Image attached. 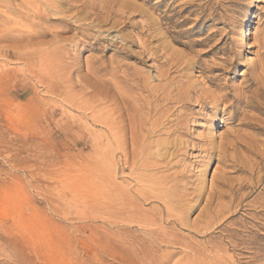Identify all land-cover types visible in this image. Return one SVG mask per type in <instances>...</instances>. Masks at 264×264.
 <instances>
[{
  "label": "rangeland",
  "instance_id": "obj_1",
  "mask_svg": "<svg viewBox=\"0 0 264 264\" xmlns=\"http://www.w3.org/2000/svg\"><path fill=\"white\" fill-rule=\"evenodd\" d=\"M52 1L53 6L43 0H0V264H264V100L260 101L261 97V100L264 98V0H74V3L73 0ZM248 14L253 16L252 35L249 42L245 43L240 39L237 30L243 26V20ZM64 19L67 24L62 21ZM55 30H62L60 38H66L61 41L60 48L56 51L58 60H40L33 51V43L48 41L51 32ZM155 31L156 35H153ZM158 33L160 35H157ZM36 34L37 36H34ZM162 44H166V50ZM142 45L147 47L143 48ZM156 46L161 47V51L156 49ZM166 53L171 56L176 54L173 56L175 58L171 67L170 62L166 64L164 60ZM179 59L183 63L177 61ZM184 65L192 68L182 69ZM187 73L189 74L185 76ZM259 75L263 80L259 79ZM256 76L261 83L256 82ZM176 80L187 82L188 84H185L189 87L193 85L191 90L194 89L195 93L192 90L191 94L195 95L190 94L188 101L169 104L170 107L174 106L172 110L175 114L170 117L172 120L169 123L165 119L163 122V119H158L157 113L149 112L147 115V109L143 105L146 102L151 104L152 101L155 102H152V107L159 104L165 94L161 93L162 88L172 84L174 86ZM185 84H182L183 88H187ZM200 84H203L202 87H199ZM172 86L169 89L170 96L179 92V87ZM198 87H204L205 93H226L228 98L226 102L219 103L216 113L208 108L202 110L193 100L199 93H203ZM255 87L260 89V94L257 91L254 94ZM196 92H199L198 95ZM230 96L240 99L241 103L235 102L232 108L222 112L223 104L228 105L231 99L233 100ZM248 96L250 100L255 101L252 103L254 106H250L251 103L244 104ZM260 102H263L262 105ZM183 109L186 111L182 112ZM245 111H248L247 114ZM123 112L126 113L125 116ZM108 119H116L114 121L118 122L108 126L105 124L109 123ZM143 121L146 127L155 121L158 125L162 122L159 125L162 130H179L178 134H173L168 139L173 143L174 139H180L183 145L181 144L180 152L178 151L176 156L168 159L171 161V172L182 175L187 173L181 181L182 185L185 181L190 182L187 183L188 186L191 185L198 170L201 168V172L205 165L209 166L204 174L206 179H202L203 182L200 183L201 185L205 182L202 191L204 197L199 199L198 205V202L193 203L195 207L189 211L177 212L176 218L161 215V206L155 202L135 199L121 204V195L125 194L128 198L136 188L129 166L136 167L141 160L128 158V163L123 165L120 151L123 148L126 151L136 149L137 144L133 145L128 127L129 123L134 124L135 139L140 135L139 125ZM207 124L214 126V141L220 139L218 132L223 136L229 132V137L232 134L237 135L239 140V137L244 136L245 138L241 139L243 143L237 140V150L241 156L237 155L240 153L236 150L237 156L234 154L233 162L227 158L220 159L216 154L206 158L203 151L206 142L204 135L207 131L211 132L207 130ZM183 125H186L187 130ZM110 129L122 137L119 142L112 141V132L108 131ZM223 136L222 141L226 140ZM164 138V135L153 136L149 137L147 142L154 146L156 140L162 141ZM251 138L254 143L257 142L258 148L252 143L253 139L249 140ZM257 139L259 141H256ZM188 140L195 144L192 143L191 147L192 144ZM198 141L203 143V147ZM182 149L186 152L185 155ZM154 150L151 147L150 151ZM249 154L260 160L249 158ZM247 159L254 165L248 163ZM203 161H206V164H203ZM192 164L196 165V170ZM247 164L253 168L248 169ZM95 165H99V170H94ZM230 165H235L236 170L231 172ZM220 171L222 172L219 173ZM97 172L100 174H94ZM97 176L99 186L95 184ZM219 176L224 181L225 177L229 176L226 180L229 183L225 181L224 186ZM230 178L234 179L233 182ZM237 180L239 181L236 182ZM187 185L185 188H188ZM209 185L214 189H211V192L218 188L223 194L217 199L220 201L218 203L213 195L210 208L208 206L202 212L200 208L204 204L203 201L206 202L205 193L210 191ZM106 187L112 190L113 193L109 192L111 196L116 197L114 202H109L103 196V193L108 192ZM98 191L101 195L95 201L94 195ZM186 191L188 190L185 189ZM224 196L227 198L224 199ZM121 207L124 209H120ZM130 213L132 215L129 216ZM148 216L154 221L143 223L142 219ZM214 218L216 219L213 220ZM199 225L201 227H198ZM188 227H192V230Z\"/></svg>",
  "mask_w": 264,
  "mask_h": 264
},
{
  "label": "bare ground",
  "instance_id": "obj_2",
  "mask_svg": "<svg viewBox=\"0 0 264 264\" xmlns=\"http://www.w3.org/2000/svg\"><path fill=\"white\" fill-rule=\"evenodd\" d=\"M42 1V0H41ZM43 1H45V2H47L49 5L51 4L52 6H53V4H54V2L52 1V0H43ZM83 1V0H82ZM87 1V0H86ZM104 1V0H103ZM255 1H259V0H255ZM35 2V1H34ZM88 2H89V0H88ZM72 3H74V0H73V2ZM82 3V2H81ZM85 4H86V2H84ZM106 3V2H105ZM27 4V3H26ZM47 4V5H48ZM111 5H112V2L110 3ZM76 5V4H75ZM101 5V4H100ZM94 6V5H93ZM92 6V7H93ZM97 6V5H96ZM72 7V6H71ZM74 7V6H73ZM72 7V8H73ZM80 7V6H79ZM100 7V6H99ZM103 7V6H102ZM101 7V8H102ZM112 7V6H111ZM89 8V7H88ZM107 8V7H106ZM41 9H42V7H41ZM33 10V9H32ZM79 10V9H78ZM93 10V9H92ZM91 10V11H92ZM97 10V9H96ZM90 12V11H89ZM101 12V11H100ZM103 12V11H102ZM44 13V12H43ZM46 13V12H45ZM99 13V12H98ZM61 14V13H60ZM109 14V13H108ZM51 15V14H50ZM103 16V15H102ZM106 16H108V15H106ZM106 16H104V17H106ZM43 17V16H42ZM45 17V16H44ZM67 18V17H66ZM74 18V17H73ZM89 18V17H88ZM93 18H95V17H93ZM108 18V17H107ZM63 19V18H62ZM252 19H253V16L251 15V14H248L247 16H245V18H244V20H243V26L242 27H240V28H238V30H237V33L239 32V36H240V39L243 41V42H249V40H250V38H251V35H252V29H251V24H252ZM22 20V19H21ZM58 20V19H57ZM70 20V19H69ZM65 24H67V21L64 19V20H62ZM74 21V20H73ZM103 21V20H102ZM129 21V20H128ZM20 22V21H19ZM75 22V21H74ZM32 23V22H31ZM121 23V22H120ZM129 23V22H128ZM62 24V23H61ZM71 24V23H70ZM107 24V23H106ZM86 25V24H85ZM94 25V24H93ZM38 26V25H37ZM65 26V25H64ZM69 26V25H68ZM79 26H81V25H79ZM92 26V25H91ZM95 26H97V25H95ZM104 26V25H103ZM112 26V25H111ZM114 26H116V25H114ZM126 26V25H125ZM241 26V25H240ZM32 27V26H31ZM71 27V26H70ZM77 27V26H76ZM86 27V26H85ZM84 27V28H85ZM88 27V26H87ZM86 27V28H87ZM19 28V27H18ZM35 28H37V27H35ZM72 28V27H71ZM75 28V27H74ZM80 28V27H79ZM81 28H83V27H81ZM91 28H94V27H91ZM99 29H100V27H98ZM97 28V29H98ZM102 28V27H101ZM110 28V27H109ZM37 29H39V28H37ZM60 29V28H59ZM64 29H66V28H64ZM89 29V28H88ZM87 29V30H88ZM112 29H113V26H112ZM148 29H149V27H148ZM39 30H41V29H39ZM73 30V29H72ZM70 31V30H69ZM83 31V30H82ZM85 31V30H84ZM100 31V30H99ZM40 32H42V30L40 31ZM60 32H62V30L60 31ZM60 32H56V30H55V32H51V36H50V39H49V35L47 36L48 38L47 39H49L48 41H43V40H41V41H37V42H35V43H33V51H34V53L35 54H37L38 55V58L40 59V60H43V61H51V60H53V59H57L58 58V56H57V50H59V48H60V46H59V44L61 43V41H63V40H65L66 38H60ZM67 32V31H66ZM103 32V31H102ZM111 32V31H110ZM109 32V33H110ZM153 32V31H152ZM47 33V32H46ZM49 33V32H48ZM81 33V32H80ZM97 33V32H96ZM101 33V32H100ZM104 33H106V32H104ZM25 34V33H24ZM41 34V33H40ZM83 34V33H82ZM98 34V33H97ZM96 34V35H97ZM111 34V33H110ZM150 34V33H149ZM153 34V33H152ZM42 35V34H41ZM40 35V36H41ZM47 35V34H46ZM153 35H156V31L154 32V34ZM157 35H160L159 33L157 34ZM34 36H37V34L36 35H34ZM99 36V35H98ZM97 36V37H98ZM107 35H105V37H106ZM114 36V35H113ZM149 36V35H148ZM33 37V36H32ZM86 37V36H85ZM95 37V36H94ZM118 37V36H117ZM128 37V36H127ZM153 37V36H152ZM156 37H158V36H156ZM6 38H8V37H6ZM22 38V37H21ZM41 38V37H40ZM72 38V37H71ZM100 38V37H99ZM102 38V37H101ZM131 38V37H130ZM142 39H143V37H141ZM140 38V39H141ZM161 38H162V36H161ZM166 38V37H165ZM33 39V38H32ZM31 39V40H32ZM97 39V38H96ZM122 39V38H121ZM138 39V38H137ZM136 39V40H137ZM140 39H138V40H140ZM150 39H152V38H150ZM159 39H160V37H159ZM34 40V39H33ZM129 40V39H128ZM128 40H127V42H128ZM147 40H149V39H147ZM156 40H157V38H156ZM155 40V41H156ZM163 40V39H162ZM1 41V40H0ZM3 41H4V39H3ZM20 41V40H19ZM29 41V40H28ZM81 41V40H80ZM131 41V40H130ZM129 41V42H130ZM146 41V40H145ZM160 41V40H159ZM165 41H166V39H165ZM164 41V42H165ZM69 42V41H68ZM67 42V43H68ZM115 42V41H114ZM148 42V41H147ZM164 42H162V43H164ZM168 42V41H167ZM72 43H73V41H72ZM84 43V42H83ZM150 43V42H149ZM149 43H147V44H149ZM74 44V43H73ZM145 44V43H144ZM160 44H161V41H160ZM160 44H158V45H160ZM168 44V43H167ZM55 45H58L59 47H56ZM64 45V44H63ZM70 45H72V44H70ZM77 45V44H76ZM121 45V44H120ZM146 45V44H145ZM23 46V45H22ZM67 46V45H66ZM79 46V45H78ZM161 46H163V48H165L166 47V44H162ZM165 46V47H164ZM65 47V46H64ZM75 47H77V46H75ZM121 47V46H120ZM142 47H143V45H142ZM145 47V46H144ZM143 47V48H144ZM147 47V46H146ZM145 47V48H146ZM158 46H156V49H160V48H157ZM171 47V46H170ZM25 48V47H24ZM149 48H151V47H149ZM148 48V49H149ZM154 48V47H153ZM167 48V47H166ZM166 48H165V50H166ZM172 48V47H171ZM69 49V48H68ZM142 49V48H141ZM147 49V50H148ZM11 50H13V49H11ZM124 50V49H123ZM150 50V49H149ZM152 50V49H151ZM167 50H169V48L167 49ZM172 50V49H171ZM142 52V54H144V51L143 50H141ZM158 51V50H157ZM160 51H161V49H160ZM164 51V50H163ZM162 51V52H163ZM29 52V51H28ZM150 52V51H149ZM155 52V50L153 51V53ZM164 52H166V51H164ZM169 52H170V50H169ZM172 52H174L173 50H172ZM172 52H171V54H172ZM158 53V52H157ZM168 53V52H167ZM166 53V54H167ZM155 55H156V53H154ZM159 54V53H158ZM14 55V54H13ZM146 55H147V53H146ZM160 55H161V53H160ZM163 55V54H162ZM15 56V55H14ZM68 56V55H67ZM153 56V55H152ZM173 56H176V54L174 55H165L164 54V57H165V59L164 60H166L165 62H166V64H167V62H170V67H171V65L173 64L172 62L174 61V58H173ZM61 57V56H60ZM144 57H146L145 55H144ZM154 57H156V56H154ZM158 57V56H157ZM161 57H163V56H161ZM178 57V56H177ZM64 58V57H63ZM151 58V57H150ZM149 58V59H150ZM178 58H180V57H178ZM178 58H176V59H178ZM231 58V57H230ZM230 58H228L229 60H230ZM233 58V57H232ZM152 59H154V58H152ZM157 59V58H156ZM163 59V58H162ZM181 59V58H180ZM180 59L179 60H177V61H180ZM58 60V59H57ZM67 60V59H66ZM164 60H163V62H164ZM189 60V59H188ZM183 61H184V59H183ZM231 61V60H230ZM181 63H183L182 61H180ZM185 62V61H184ZM229 62V61H228ZM227 62V63H228ZM51 63V62H50ZM65 63V62H64ZM176 62H174V64H175ZM178 63V62H177ZM176 63V64H177ZM181 63H179L180 65H181ZM193 63V62H192ZM66 64H67V62H66ZM66 64H65V66H66ZM165 64V65H166ZM187 64V63H186ZM189 64V63H188ZM51 65V64H50ZM73 65V64H72ZM190 66H191V64H189ZM179 66V65H178ZM193 66V65H192ZM70 67H72V66H70ZM189 66L188 65H184L183 67H182V69L184 68V69H187ZM225 67H226V65H225ZM176 68H178L177 66H176ZM175 68V69H176ZM190 68V67H189ZM192 68V67H191ZM190 68V69H191ZM163 69V68H162ZM71 70V69H70ZM75 70V69H74ZM180 70H181V68H180ZM189 70V69H188ZM58 71V70H57ZM160 71V70H159ZM168 71H170V68H169V70ZM172 71V70H171ZM179 71V69L176 71V72H178ZM184 71V70H183ZM66 72V71H65ZM70 72V71H69ZM162 72H164V71H162ZM166 72H167V70H166ZM186 72V71H185ZM192 72V71H191ZM55 73V72H54ZM63 73V72H62ZM93 73V72H92ZM183 73V72H182ZM158 74H160V73H158ZM170 74V73H169ZM174 74V73H173ZM189 73H187L185 76H187ZM51 75H53V74H51ZM68 75V74H67ZM161 76L163 75L162 73L160 74ZM54 76H56L55 74H54ZM63 76V75H62ZM191 76H192V74H191ZM260 76V75H259ZM67 77V76H66ZM164 77V76H163ZM183 77V76H182ZM201 77H202V75H201ZM62 78V77H61ZM175 78V77H174ZM178 78V80L180 79L179 77H177ZM186 78V77H185ZM193 78V77H192ZM205 78V77H204ZM210 78V77H209ZM209 78H207V79H209ZM257 78V79H256ZM256 78L254 77V79H256L257 81L256 82H258V76H256ZM58 79V78H57ZM97 79V78H96ZM125 79V78H124ZM156 79H157V77H156ZM164 79V78H163ZM184 79V78H183ZM182 79V80H183ZM201 79V78H200ZM199 79V80H200ZM203 79V78H202ZM259 79H262L261 78V76H260V78ZM68 80H69V78H68ZM123 80V79H122ZM187 80H189V79H187ZM191 80V79H190ZM196 80V79H195ZM194 80V81H195ZM216 80V79H215ZM218 80V79H217ZM263 80V79H262ZM261 80V81H262ZM66 81V80H65ZM171 81V80H170ZM175 80H173V82H174ZM184 81V80H183ZM205 81V80H204ZM211 81V80H210ZM209 81V82H210ZM212 81H214V80H212ZM254 82H255V80H253ZM60 82V81H59ZM67 82V81H66ZM180 82H182V81H180ZM179 81L177 82V80H176V82L174 83V86H172V85H169V86H167V87H165V88H162V91H161V93L162 92H165V94H163L162 95V98L159 100V104H156V105H154L153 107L151 106V104H152V102H151V104L149 103V102H146L143 106H145V108L147 109V112H146V114L147 115H149L150 113L149 112H153V113H157V115H158V119H163L162 120V122L163 121H165V120H167L168 121V123L172 120V118H171V120H170V117H172L173 115H175L174 113H173V111L174 110H172V108L174 107L173 105H171V107L169 106V104L170 103H180V102H185V101H188V100H190V98H191V95L193 94H191V92H192V90H194V89H192L191 90V86L193 87V85H191L190 87L189 86H187L185 83H187V82H182V83H180ZM255 82V83H256ZM260 82V81H259ZM258 82V83H259ZM199 83V82H198ZM216 83V82H215ZM218 83H220L219 81H218ZM261 83V82H260ZM129 84V83H128ZM182 84H185L186 86H187V88H183V86H182ZM188 84V83H187ZM194 84H196L195 82H194ZM214 84V83H213ZM257 84V83H256ZM256 84H254V85H256ZM148 85V84H147ZM201 85H203V84H200L199 85V87H202ZM210 85V84H209ZM220 85V84H219ZM223 85V84H222ZM227 85V84H226ZM262 85V84H261ZM260 85V86H261ZM141 86V85H140ZM165 86V85H164ZM171 86L172 87H179L178 88V94H176V95H174V96H170V91H169V89L171 88ZM197 86V85H196ZM256 86H258V85H256ZM198 87V88H199ZM207 87V86H206ZM215 87V86H214ZM222 87H225V86H222ZM262 87V86H261ZM141 88H143V87H141ZM197 88V89H198ZM204 88V87H203ZM203 88H199L200 90L199 91H201V92H203L204 90H203ZM226 88V87H225ZM263 88V87H262ZM261 88V89H262ZM144 89V88H143ZM176 89V88H175ZM209 89V88H208ZM216 89V88H215ZM227 89V88H226ZM225 89V90H226ZM139 90V89H138ZM177 90V89H176ZM225 90H223V91H225ZM228 90V89H227ZM226 90V91H227ZM253 90H255V92H254V94L256 93V91H257V93H258V90H260V89H256V87H255V89H253ZM159 91V92H160ZM172 91V90H171ZM206 91H208V90H206ZM219 91V90H218ZM240 90H238V92H239ZM246 91H249V90H246ZM252 91V89L250 90V93H252L251 92ZM142 92H145V91H143L142 90ZM209 92H211V91H209ZM209 92H207V93H205V92H203L202 94L201 93H199V92H196V94L198 95V93L200 94L198 97L196 96V98L195 99H193L198 105H199V107L200 108H202V110H204V109H210V110H212L214 113H216V110H218L217 108H219L218 107V105H219V103H221V102H226V100H227V94L226 93H222V92H216V93H214V92H212V93H209ZM260 92V91H259ZM262 92H263V90H262ZM99 93V92H98ZM97 93V94H98ZM174 93V92H173ZM194 93H195V90H194ZM236 93V92H235ZM242 93H243V91H242ZM244 93H246V92H244ZM261 93V92H260ZM260 93H258V94H260ZM138 94H139V92H138ZM191 94V95H190ZM229 94V93H228ZM241 94V93H240ZM247 94V93H246ZM253 94V95H254ZM100 95V94H99ZM155 95V94H154ZM193 95H195V94H193ZM233 95V94H232ZM236 95H238V94H236ZM248 95V94H247ZM252 95V96H253ZM262 95V94H261ZM96 96V95H95ZM98 96V95H97ZM105 96V95H104ZM151 96V95H150ZM161 96V95H160ZM243 96H245V94H243ZM256 96V95H255ZM254 96V97H255ZM260 96V95H259ZM94 97V96H93ZM158 97V96H157ZM195 97V96H194ZM230 97H232V96H230ZM254 97H253V99H254ZM119 98V97H118ZM144 99H145V97H143ZM233 98V97H232ZM245 98V97H244ZM250 98V96H248V100L246 99V101H244L243 103L244 104H246V105H249L250 103H251V105L250 106H254V105H252V103L253 102H255L254 100L252 101V100H250L249 99ZM259 97H257V99H258ZM262 98V97H261ZM261 98H260V101H263L264 100V98L261 100ZM95 99V98H94ZM100 99V98H99ZM106 99V98H105ZM117 99V98H116ZM125 99V98H124ZM231 99V98H230ZM244 99V100H245ZM99 101V100H98ZM119 101V100H118ZM121 101H122V99H121ZM96 102V101H95ZM104 102H105V100H104ZM107 102V101H106ZM120 102V101H119ZM142 102V101H141ZM158 102V101H157ZM190 102V101H189ZM235 102H240L241 103V100L240 99H237V98H233V100L231 99V101L228 103V105H225V104H223V108H222V112H225V111H227L229 108H232L233 107V105H234V103ZM264 102V101H263ZM262 102V103H263ZM99 103V102H98ZM123 103V102H122ZM154 104H155V102H153ZM191 103H192V100H191ZM194 103V102H193ZM192 103V104H193ZM257 103H258V101H257ZM261 103V102H260ZM262 103H261V105H262ZM117 104V103H116ZM141 104V103H140ZM186 104V103H185ZM190 104V103H189ZM238 104V103H237ZM254 104V103H253ZM153 105V104H152ZM242 105V104H241ZM257 105V104H256ZM263 105H264V103H263ZM142 106V105H141ZM183 106V105H182ZM185 107H186V105H184ZM193 106V105H192ZM195 106V105H194ZM238 106V105H237ZM243 106H245V105H243ZM260 106V105H259ZM120 107H121V104H120ZM177 107H179V106H177ZM190 107V106H189ZM188 107V108H189ZM234 107H236V106H234ZM182 108H184V107H182ZM181 108V109H182ZM192 108H194V107H192ZM256 108V107H255ZM254 108V109H255ZM94 109V108H93ZM97 109V108H96ZM141 109V108H140ZM186 109V108H185ZM190 109H191V107H190ZM189 109V110H190ZM234 109V108H233ZM238 109H239V106H238ZM242 109H243V107H242ZM249 109V108H248ZM248 109H246V110H248ZM252 109H253V107H252ZM258 110H259V108H257ZM257 109L255 110V111H257ZM261 109H262V107H261ZM264 109V108H263ZM98 110V109H97ZM143 110H144V108H143ZM188 110V109H187ZM232 110V109H231ZM99 111V110H98ZM98 111H96V112H98ZM122 111H124V110H122ZM176 111H178V110H176ZM184 111V109L182 110V112ZM186 111V110H185ZM184 111V112H185ZM192 111V110H191ZM201 111V110H200ZM211 111V112H212ZM241 111V110H240ZM252 111V110H251ZM250 111V112H251ZM120 112V111H119ZM126 112V111H125ZM125 112H123V115H124V113ZM181 112V111H180ZM190 112V111H189ZM188 112V113H189ZM195 112V111H194ZM231 112V111H230ZM229 112V113H230ZM246 112V113H245ZM245 112H243V113H245V114H247V112L248 111H245ZM253 112V111H252ZM260 112H262V111H260ZM112 113V112H111ZM192 113V112H191ZM197 113V112H196ZM218 113V112H217ZM242 113V115H244ZM259 113V112H258ZM126 114V113H125ZM145 114V113H144ZM177 114V113H176ZM178 114H181V113H178ZM187 114V113H186ZM199 114V113H198ZM210 114V113H209ZM232 114H233V112H232ZM237 114V113H236ZM239 114V113H238ZM253 114V113H252ZM118 115H119V113H118ZM122 115V116H123ZM182 115V114H181ZM261 115H263V114H261ZM120 116V115H119ZM125 116V115H124ZM123 116V117H124ZM127 116V115H126ZM140 116V115H139ZM177 116V115H176ZM190 116V115H189ZM188 116V117H189ZM195 116H196V114H195ZM198 116V115H197ZM200 116H202L201 114H200ZM208 116V115H207ZM232 116V115H231ZM238 116V115H237ZM255 116V115H254ZM260 116V115H259ZM116 117V116H115ZM132 117V116H131ZM137 116H135V118H136ZM178 117V116H177ZM180 117V116H179ZM183 117V116H182ZM188 117H187V119H188ZM191 117H192V115H191ZM211 117V116H210ZM218 117V116H217ZM230 117V116H229ZM256 117V116H255ZM254 117V118H255ZM108 118H109V116H108ZM134 118V117H133ZM196 118V117H195ZM200 118H202V117H200ZM204 118V117H203ZM233 118H234V116H233ZM236 118V117H235ZM242 118V117H241ZM123 119V118H122ZM125 119V118H124ZM165 119V120H164ZM199 119V118H198ZM216 119V118H215ZM224 119H226V118H224ZM231 119V118H230ZM248 119V118H247ZM246 119V120H247ZM258 119H259V117H258ZM261 119V118H260ZM109 120V119H108ZM114 120H116V119H111V120H109L108 122L109 123H105V124H107L108 126H111V124H115L116 122H118V120L117 121H114ZM151 120V119H150ZM182 120H184V119H182ZM181 120V121H182ZM189 120V119H188ZM191 120H194V119H191ZM204 120V119H203ZM207 120H208V118H207ZM227 120V119H226ZM225 120V121H226ZM120 121V120H119ZM126 121V120H125ZM140 121V120H139ZM210 121V120H209ZM218 121V120H217ZM220 121V120H219ZM233 121V120H232ZM231 121V122H232ZM238 121V120H237ZM253 121V120H252ZM257 121V120H256ZM256 121H254V123L256 122ZM261 121H262V119H261ZM95 122V121H94ZM123 122V121H122ZM130 122H133V121H130ZM162 122L159 124V125H161L162 124ZM177 122V121H176ZM180 122V121H179ZM184 122V121H183ZM239 122V121H238ZM260 122V121H259ZM264 122V121H263ZM99 123V122H98ZM127 122H125V124H126ZM204 123V122H203ZM206 123V122H205ZM213 123V122H212ZM240 123H241V121H240ZM239 123V124H240ZM248 123V122H247ZM250 123H251V121H250ZM254 123L252 124V125H254ZM167 124V123H166ZM242 124H244V123H242ZM101 125V124H100ZM103 125V124H102ZM121 125V124H120ZM134 124L132 123V124H130L129 123V127H128V130H129V132H130V135H131V140H132V143H133V145L134 144H137V146H136V149H130V151H126L125 150V148H123L121 151H120V156H121V158L123 159V165L124 164H127L128 163V158H131L132 160L134 159H137L138 161L139 160H141L140 161V163H135V164H137V166L136 167H134L133 165L132 166H129V171H130V175L131 176H133V181L135 182V185H136V188L134 189V192L132 193V195L131 196H128V198L127 197H125V194H122L121 195V204L122 205H124L126 202H127V200L129 201V202H132V201H134L135 199H140L142 202H146V201H148V202H155V203H157L158 205H160L161 207V211H159L160 213H161V215H165L166 217H171V216H175L174 218H176V216H177V212H179V211H189L194 205H193V203L195 204L196 202H198L197 203V205L199 204V199H201V197L204 195V193L202 192L203 191V189L205 188V185H204V183L203 184H201L200 185V183L201 182H203L202 181V179L204 180V179H206V177L204 178V174H205V171H206V169L208 170V168H209V166H208V164H207V166L205 165L204 167V169H202V171L201 172H199L200 171V169L198 170V174H196L197 175V177L195 176L194 177V180L192 179V181H191V185H187V183H190V182H187V181H185V182H183L184 183V185H182V183H181V181H183V179L185 178V176H187V173L186 174H184V175H182V174H180V173H176V172H171V168L172 167H169L170 165H171V161H170V159H168V158H172V157H174V156H176L177 155V152L179 151V149L181 148V142H180V139L179 140H176V139H174V142L175 143H173L172 142V140H169L168 138L172 135L173 136V134H178L179 133V130H170V129H160L161 127L154 121V122H152L151 123V125L150 126H147L146 127V124H145V122L143 121V122H141L140 123V125H139V133H140V135L137 137H135V139H134V134H135V132H134V129H133V127L135 128V126H133ZM207 125H209V124H207ZM214 125V124H213ZM105 126V125H104ZM114 126V125H113ZM126 126H128L127 124H126ZM169 126H171V125H169ZM186 126V125H185ZM185 126L183 125V127L185 128ZM204 126V125H203ZM240 127H241V125H239ZM239 126L237 127V130H238V128H239ZM245 126V125H244ZM255 126V125H254ZM253 126V127H254ZM259 126V125H258ZM160 127V128H159ZM208 127V126H207ZM212 127H214V126H212L211 125V127H210V125H209V127H208V129L207 130H211V132L209 133L208 131H207V133L204 135L205 136V140H206V142L204 143V152H205V156H206V158L208 157H210L211 158V156L214 154H216L217 155V157L218 158H220V159H222L223 158V160H226L225 158H227V159H229L230 161H232L233 162V157H234V154L236 153V150H237V146H238V142H237V140L238 141H240L241 139H242V137H244V136H242L241 134V136L242 137H239L240 138V140L237 138V135H234L233 136V134H232V136L231 137H229V135H228V133L227 134H225V136H223L222 134H220L221 132H218V137L220 138L219 139V141L217 140H215L214 141V136H213V130H214V128H212ZM235 127V126H234ZM251 127V126H250ZM252 127V128H253ZM262 127V126H261ZM111 128V127H110ZM125 128V127H124ZM176 128V127H175ZM181 128H182V124H181ZM244 128V127H243ZM112 129V128H111ZM111 129L110 130H108V131H111ZM114 129V128H113ZM120 129V128H119ZM180 129V128H179ZM183 129V128H182ZM186 129V128H185ZM247 129V128H246ZM117 130V129H116ZM127 130V131H128ZM181 130V129H180ZM184 130V129H183ZM187 130V129H186ZM235 129H233V131H234ZM262 130V129H261ZM118 131H120V130H118ZM122 131V130H121ZM202 131H203V128H202ZM204 131H206V130H204ZM230 131V130H229ZM232 131V130H231ZM241 131V130H240ZM112 133H111V135H110V137H112L111 139H112V141H114V143H117V142H119L120 140H121V136H117V132L116 131H111ZM181 132V131H180ZM186 132V131H185ZM184 132V133H185ZM227 132V131H226ZM244 132H245V130H244ZM264 132V131H263ZM124 133H125V130H124ZM127 133V132H126ZM217 133V132H216ZM223 133H225V131L223 132ZM238 133H239V130H238ZM237 133V134H238ZM242 133V132H241ZM246 133V132H245ZM262 133V132H261ZM110 133H108V135H109ZM231 134V133H230ZM235 134H236V132H235ZM251 134V133H250ZM107 134H106V136H108ZM159 135H164V136H166V138H164V140H162V141H155L154 143V146H151L150 144H148V142H147V140H148V138L149 137H153V136H159ZM201 135H203V133L202 134H200V138H201ZM244 135V134H243ZM248 135L249 134H247V137H248ZM123 136H125V135H123ZM221 136H223V137H225L224 139H226V140H224V141H222L221 140ZM246 136V135H245ZM251 136H252V134H251ZM129 137V136H128ZM180 137V136H179ZM184 137V136H183ZM203 137V136H202ZM229 137V138H228ZM106 138V137H105ZM199 138V137H198ZM199 138V139H200ZM245 138V137H244ZM110 139V138H109ZM134 139V140H133ZM183 139V138H182ZM202 139V138H201ZM253 138H251V139H249V140H252ZM195 140V139H194ZM194 140H192V141H194ZM246 140H248V139H246ZM246 140H245V143L246 144H248L247 142H246ZM125 141V140H124ZM130 141V140H129ZM182 141H184V140H182ZM189 141V140H188ZM243 140H241V143H243L242 142ZM256 141H259L258 139L256 140ZM131 142V141H130ZM189 142H191V141H189ZM199 143H200V141H198ZM248 142H251V141H248ZM110 143H111V141H110ZM127 143V142H126ZM193 142H191V144H192ZM197 143V142H196ZM244 143V144H245ZM252 143H254V139H253V141H252ZM252 143H251V145H252ZM256 143L257 142H255L254 144H255V146H256ZM112 144V143H111ZM110 144V145H111ZM125 144V143H124ZM123 144V145H124ZM128 144V143H127ZM193 144H195V143H193ZM193 144L191 145V147L193 146ZM201 145L203 144V143H200ZM199 144V145H200ZM114 145V144H113ZM118 145V144H117ZM129 145H130V143H129ZM183 145V144H182ZM197 145V144H196ZM241 145V144H240ZM260 145H262V144H260ZM253 146V145H252ZM251 146V147H252ZM254 146V147H255ZM258 146V145H257ZM256 146V148H258ZM119 147V146H118ZM122 147V146H121ZM128 147H130V146H128ZM128 147H127V149H128ZM151 147H153L155 150L153 151V152H151L150 151V149H151ZM186 147V146H185ZM189 147V146H188ZM195 147V146H194ZM201 147V146H200ZM202 147H203V145H202ZM240 147H242V146H240ZM244 147H246V146H244ZM249 147V146H248ZM261 147V146H260ZM95 148H97V147H95ZM112 148H114L115 149V147H112ZM118 149V148H117ZM193 149V148H192ZM238 149H240V148H238ZM242 149V148H241ZM259 149H262V148H259ZM95 150V149H94ZM153 150V149H152ZM183 150V149H182ZM199 150H200V148H199ZM257 151H259L260 152V150H258V149H256ZM184 151V150H183ZM237 151H239V150H237ZM245 151L247 152L248 151V149L246 150L245 149ZM92 152H93V150H92ZM98 155H99V153L97 152V151H95ZM180 152V151H179ZM252 152V151H251ZM117 153V152H116ZM183 153V152H182ZM185 151H184V155H185ZM239 153H240V151H239ZM248 153H250L249 151H248ZM254 153L255 152H253V155H254ZM200 154V153H199ZM245 154H247V153H245ZM118 155V154H117ZM116 155V156H117ZM183 155V154H182ZM204 155V154H203ZM237 155H239V156H241V153L240 154H237ZM236 154H235V157L237 156ZM263 155V154H262ZM198 156V155H197ZM255 156H256V154H255ZM260 156H261V154H260ZM245 157V156H244ZM246 157H248V154L246 155ZM245 157V158H246ZM250 157H253V156H250V154H249V158ZM257 157V156H256ZM115 158V157H114ZM179 158V157H178ZM199 158V157H198ZM202 158V157H201ZM242 158H243V156H242ZM254 158V157H253ZM117 159V158H116ZM200 159V158H199ZM177 160V159H176ZM204 160H207V161H209L208 159H205L204 158ZM254 160L255 161H257V160H260V159H258L257 158V160H256V158H254ZM95 161V160H94ZM116 161V160H115ZM120 161V160H119ZM264 161V160H263ZM137 162V161H136ZM198 162H199V160H198ZM197 162V163H198ZM204 163L203 164H206L205 162L206 161H203ZM224 162H226V161H224ZM240 162H242V160L240 161ZM244 162V161H243ZM247 162H248V159H247ZM259 162V161H258ZM95 163H96V161H95ZM110 163V162H109ZM201 163V162H200ZM209 163V162H208ZM245 163V162H244ZM243 163V164H244ZM248 163H250V162H248ZM256 163V162H255ZM260 163V162H259ZM264 163V162H263ZM262 163V164H263ZM94 164V163H93ZM176 165H177V163H175ZM181 164V163H180ZM183 164V163H182ZM184 164H185V162H184ZM189 164H190V162H189ZM224 164V163H223ZM231 164V163H230ZM237 164H239V162L237 163ZM241 164V163H240ZM250 164H252V165H254L253 163H250ZM117 165V164H116ZM120 165H122V164H120ZM119 165V166H120ZM179 165V164H178ZM193 165V164H192ZM222 165V164H221ZM229 165V164H228ZM248 165V169H250V167H252V165H249V164H247ZM257 165V164H256ZM264 165V164H263ZM97 166H99V165H95V167H94V170L95 171H97V170H99V168L97 167ZM175 166V165H174ZM194 166V165H193ZM196 166V165H195ZM194 166V167H195ZM223 166V165H222ZM237 166H239V165H237ZM246 166V165H245ZM244 166V167H245ZM182 167V166H181ZM184 167H186V166H184ZM201 167H203V165L201 166ZM211 167V166H210ZM229 166H227V168H228ZM230 167L232 168L231 169V172L233 171V169H235L236 170V168H235V165H230ZM234 167V168H233ZM109 168V167H108ZM122 168V167H121ZM120 168V169H121ZM124 168V167H123ZM177 168V167H176ZM183 168V167H182ZM187 168V167H186ZM242 168V167H241ZM247 168V167H246ZM253 168V167H252ZM171 169V170H170ZM197 169H198V166H197ZM224 169H226V167H224ZM243 169V168H242ZM241 169V170H242ZM259 169V168H258ZM92 170H93V166H92ZM126 170V169H125ZM183 170V169H182ZM189 170V169H188ZM192 170V169H191ZM195 170H196V167H195ZM245 170V169H244ZM178 171V170H177ZM181 171V170H180ZM185 171H186V169H185ZM215 171V170H214ZM213 171V176H215L214 175V172ZM251 171H253V170H251ZM250 171V172H251ZM261 171V170H260ZM108 172H110V171H108ZM107 172V173H108ZM207 172V171H206ZM222 171H220L219 173H221ZM230 172V171H229ZM235 172V171H234ZM238 172V171H237ZM240 172V171H239ZM255 172V171H254ZM254 172H253V175L255 176V174H254ZM112 173V172H111ZM120 173V172H119ZM128 173V172H127ZM190 173V172H189ZM192 174H194L193 172H191ZM247 173V172H246ZM252 173V172H251ZM94 174H100V173H94ZM93 174V175H94ZM114 174V173H113ZM118 174V173H117ZM222 174H224V171H223V173ZM226 174V173H225ZM202 175H203V178H202ZM208 175V174H207ZM220 175V174H219ZM248 175H249V172H248ZM100 176V175H99ZM99 176H97V178H96V182H95V184L97 185V182L98 183H100V181H99ZM127 176V175H126ZM130 176V177H131ZM188 176H190V175H188ZM192 176V175H191ZM213 176H211V178L213 177ZM224 176H226V175H224ZM250 177H251V174L249 175ZM253 176V177H254ZM258 176V175H257ZM263 176V175H262ZM106 177V176H105ZM104 177V178H105ZM129 177V176H128ZM228 177V179H229V176H227ZM227 177H225L226 178V180H227ZM249 177V178H250ZM252 177V178H253ZM261 177V176H260ZM259 177V178H260ZM189 178V177H188ZM214 178V177H213ZM218 178V177H217ZM219 178H221L220 176H219ZM224 178V179H225ZM251 178V179H252ZM256 178V177H255ZM262 178V177H261ZM95 179V178H94ZM106 179V178H105ZM189 179H191V177L189 178ZM188 179V180H189ZM222 179V178H221ZM220 179V181H222ZM231 179V178H230ZM209 180V179H208ZM225 180V181H226ZM234 180V179H233ZM233 180L231 179L230 181H232L233 182ZM239 180H241V179H239ZM239 180H237L236 182H238ZM260 180V179H259ZM206 181V180H205ZM214 181V180H213ZM225 181L223 180V183L222 184H224V186H225ZM229 181V180H228ZM252 181V180H251ZM255 181H256V179H255ZM262 181V180H261ZM260 181V182H261ZM209 182H211V179H210V181ZM231 182V183H232ZM256 182H258V181H256ZM255 182V183H256ZM94 183V182H93ZM226 183H229V182H227L226 181ZM247 183H248V181H247ZM131 184V183H130ZM210 184H212V185H214V183H210ZM219 184H220V182H219ZM222 184H221V186H222ZM105 185V184H104ZM110 184H108V186H109ZM133 185V184H132ZM188 186V188H185V186ZM231 185H233V184H231ZM236 185V184H235ZM250 185V184H249ZM97 186H99V185H97ZM125 186H127V185H125ZM208 186V185H207ZM216 186H217V184H216ZM111 189L113 188V186H109ZM108 187V188H109ZM132 187V186H131ZM210 187V188H209ZM209 190L210 191H208L207 193H205L206 195V202L205 201H203L204 202V204L202 205V209L200 208V210L202 211V212H204V210L203 209H207L208 208V206H209V208H210V203H211V198H214V196H215V198L216 199H214V200H217V199H220V197L222 196V194H223V191H221V190H218V188H217V190L213 193V192H211V189H213V187L211 186V185H209ZM232 187V186H231ZM230 187V188H231ZM97 188V187H96ZM96 188H95V190H96ZM100 188V187H99ZM98 188V189H99ZM107 188V187H106ZM105 188V189H106ZM107 188V189H108ZM130 188V187H129ZM222 188H223V186H222ZM226 188L227 189H229L227 186H226ZM233 188H234V186H233ZM241 188V187H240ZM104 189V190H105ZM131 189V188H130ZM129 189V190H130ZM185 189H187L188 191H186L185 192ZM126 190V189H125ZM206 190V189H205ZM214 190V189H213ZM230 190V189H229ZM241 190V189H240ZM232 191V190H231ZM231 191H229L230 193H231ZM237 191H239V190H237ZM103 192H105V191H103ZM102 192V193H103ZM112 192V190H109L108 189V192H106V193H103V196L104 197H106V199H108V201L109 202H114L113 200L116 198V197H113V196H111V194L110 193ZM206 192V191H205ZM113 193V192H112ZM234 193V192H233ZM236 193V192H235ZM234 193V194H235ZM227 195H228V192L226 193ZM100 195H101V193H99V191L94 195L95 196V201H97L98 199H99V197H100ZM214 195V196H213ZM227 195H225V196H227ZM224 196V197H225ZM232 196H233V194H232ZM238 196H239V192H238ZM204 197V196H203ZM202 197V198H203ZM229 197V196H228ZM242 197H243V195H242ZM227 197H225L224 199H226ZM235 198V197H234ZM237 198V197H236ZM202 200V199H201ZM100 201V200H99ZM118 201V200H117ZM218 201L219 200H217V203H218ZM222 201V200H221ZM215 203H216V201H214ZM214 202H212L213 204H214ZM220 202V201H219ZM228 202V201H227ZM141 203V202H140ZM191 203H192V205H191ZM113 204V203H112ZM114 204H116V203H114ZM127 204V203H126ZM129 204V203H128ZM132 204V203H131ZM142 204V203H141ZM145 204V203H144ZM147 204V203H146ZM210 204V205H209ZM212 204V205H213ZM110 205V204H109ZM121 205V206H122ZM153 205V204H152ZM221 205V204H220ZM105 206V205H104ZM108 206V205H107ZM107 206L105 207V208H107ZM111 206V205H110ZM141 206V205H140ZM140 206H138V207H140ZM151 206V205H150ZM214 206V205H213ZM218 206V205H217ZM232 206H233V204H232ZM112 207V206H111ZM124 207V206H123ZM123 207H121L120 209H122ZM128 207V206H127ZM126 207V208H127ZM156 207H157V205H156ZM195 207V206H194ZM197 207V206H196ZM199 207V206H198ZM215 207V206H214ZM214 207H211V209L212 208H214ZM117 208V207H116ZM115 208V209H116ZM135 208V207H134ZM142 208V207H141ZM216 208V207H215ZM110 209V208H109ZM124 209V208H123ZM194 209V208H193ZM211 209H209V213L211 212L210 210ZM218 209V208H217ZM223 209V208H222ZM112 210H113V208H112ZM146 210V209H145ZM149 210V209H148ZM199 210V213H201V211ZM107 211H109V210H107ZM124 211V210H123ZM122 211V212H123ZM218 211V210H217ZM117 212H119V211H117ZM149 212V211H148ZM152 212V211H151ZM206 212V211H205ZM214 212V211H213ZM233 212V211H232ZM115 213V212H114ZM120 213V212H119ZM138 213V212H137ZM143 213H145V212H143ZM142 213V214H143ZM158 213V212H157ZM189 213V212H188ZM198 213V214H199ZM207 213H208V210H207ZM208 213V214H209ZM117 214V213H116ZM125 214V213H124ZM198 214H197V216H198ZM221 214V213H220ZM224 214V213H223ZM100 215H102V214H100ZM130 215H132V213H130L129 214V216ZM226 215V214H225ZM149 216H150V214H149ZM144 217L143 219H142V222L143 223H147V222H152V221H154V219L153 218H150V217ZM154 216V215H153ZM206 215H204V218L205 219H207V216L205 217ZM231 216V215H230ZM124 217V216H123ZM166 217H164V218H166ZM201 217V216H200ZM214 217H216V216H214ZM221 217H224V216H222L221 215ZM227 217V216H226ZM107 219H108V217H106ZM128 218V217H127ZM157 218V217H156ZM173 218V219H174ZM202 218V217H201ZM209 218V217H208ZM167 219V218H166ZM205 219H203V220H205ZM216 218H214L213 220H215ZM125 220V219H124ZM164 220V219H163ZM171 220V219H170ZM175 220V219H174ZM178 220V219H177ZM221 220V219H220ZM219 220V221H220ZM226 220H228V219H225V221ZM114 221H116V220H114ZM137 221V220H136ZM165 221V220H164ZM119 222V221H118ZM138 222V221H137ZM160 222V221H159ZM194 222H198V221H194ZM193 222V223H194ZM211 222V221H210ZM222 222H224V221H222ZM132 223V222H131ZM135 223V222H134ZM168 223H169V221H168ZM204 223V222H203ZM206 223V222H205ZM125 224V223H124ZM123 224V225H124ZM141 224V223H140ZM183 224V223H182ZM114 225V224H113ZM138 225V224H137ZM197 225V224H196ZM195 225V226H196ZM209 225V224H208ZM139 226V225H138ZM138 226H137V228H138ZM177 226V225H176ZM191 226H192V224H191ZM263 226V225H262ZM135 227V226H134ZM140 227V226H139ZM179 227V226H178ZM198 227H201L200 225L198 226ZM217 227V226H216ZM142 228V227H141ZM189 229H191L190 227H188ZM213 228V227H212ZM219 228V227H218ZM221 228V227H220ZM143 229V228H142ZM193 229H194V225H193ZM148 230H149V228H148ZM192 230V229H191ZM215 230H216V228H215ZM214 230V231H215ZM220 230V229H219ZM231 230H233V229H231ZM145 231H146V229H145ZM145 231H144V233H145ZM161 231V230H160ZM198 231V230H197ZM203 231V230H202ZM227 231H228V229H227ZM148 233H149V231H147ZM153 232H155V231H153ZM212 232V231H211ZM223 232V231H222ZM143 233V234H144ZM207 233V232H206ZM214 233V232H213ZM225 233V232H224ZM229 233V232H228ZM153 234V233H152ZM155 234V233H154ZM204 234V233H203ZM209 234V233H208ZM207 234V235H208ZM222 235V234H221ZM229 236V235H228ZM234 236V235H233ZM160 237H162V236H160ZM159 237V238H160ZM230 237V236H229ZM155 238V237H154ZM158 238V237H157ZM156 238V239H157ZM163 239V238H162ZM212 239V238H211ZM126 241H128V240H126ZM131 241V240H130ZM165 242H167V241H165ZM170 243V242H169ZM187 244V243H186ZM169 245V244H168ZM179 245V244H178ZM231 246V245H230ZM184 247V246H183ZM162 248V247H161ZM185 248V247H184ZM144 249V248H143ZM161 251V250H160ZM191 254H192V252H191ZM199 255V254H198ZM256 257V256H255ZM195 259V258H194ZM160 260V259H159ZM160 264V263H159Z\"/></svg>",
  "mask_w": 264,
  "mask_h": 264
}]
</instances>
